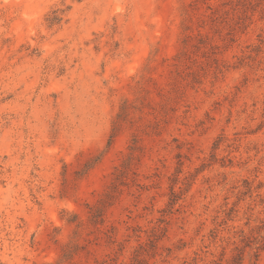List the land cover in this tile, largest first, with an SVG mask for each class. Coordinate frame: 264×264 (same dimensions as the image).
Instances as JSON below:
<instances>
[{"label":"rangeland","instance_id":"374dc122","mask_svg":"<svg viewBox=\"0 0 264 264\" xmlns=\"http://www.w3.org/2000/svg\"><path fill=\"white\" fill-rule=\"evenodd\" d=\"M0 264H264V0H0Z\"/></svg>","mask_w":264,"mask_h":264},{"label":"trees","instance_id":"16d2710c","mask_svg":"<svg viewBox=\"0 0 264 264\" xmlns=\"http://www.w3.org/2000/svg\"><path fill=\"white\" fill-rule=\"evenodd\" d=\"M118 128H119V123L117 122L115 124V127H114V133L117 132ZM111 196H113V195L109 194V198H111ZM101 204L102 205L99 206L96 209V211L93 213L94 217H98V216H102L103 215V211H104V209L106 207L107 201L102 200Z\"/></svg>","mask_w":264,"mask_h":264}]
</instances>
